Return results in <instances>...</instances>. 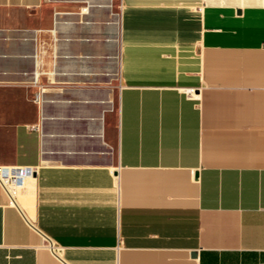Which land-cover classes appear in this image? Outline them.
<instances>
[{
    "label": "crops",
    "instance_id": "1",
    "mask_svg": "<svg viewBox=\"0 0 264 264\" xmlns=\"http://www.w3.org/2000/svg\"><path fill=\"white\" fill-rule=\"evenodd\" d=\"M0 94V264H264V0H0Z\"/></svg>",
    "mask_w": 264,
    "mask_h": 264
},
{
    "label": "built area",
    "instance_id": "2",
    "mask_svg": "<svg viewBox=\"0 0 264 264\" xmlns=\"http://www.w3.org/2000/svg\"><path fill=\"white\" fill-rule=\"evenodd\" d=\"M31 176L32 170L28 167L0 166V188L11 198L14 188Z\"/></svg>",
    "mask_w": 264,
    "mask_h": 264
},
{
    "label": "rangeland",
    "instance_id": "3",
    "mask_svg": "<svg viewBox=\"0 0 264 264\" xmlns=\"http://www.w3.org/2000/svg\"><path fill=\"white\" fill-rule=\"evenodd\" d=\"M2 99V97H1V94H0V100ZM10 101L11 102H13V104L15 105V103H16V98H15V96L13 97V96H11L10 97Z\"/></svg>",
    "mask_w": 264,
    "mask_h": 264
},
{
    "label": "water",
    "instance_id": "4",
    "mask_svg": "<svg viewBox=\"0 0 264 264\" xmlns=\"http://www.w3.org/2000/svg\"><path fill=\"white\" fill-rule=\"evenodd\" d=\"M192 255H194V254H192Z\"/></svg>",
    "mask_w": 264,
    "mask_h": 264
}]
</instances>
